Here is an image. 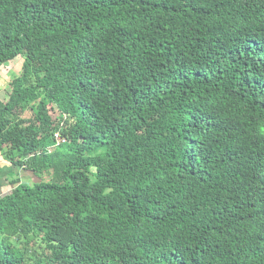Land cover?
I'll use <instances>...</instances> for the list:
<instances>
[{
	"label": "trees",
	"instance_id": "obj_1",
	"mask_svg": "<svg viewBox=\"0 0 264 264\" xmlns=\"http://www.w3.org/2000/svg\"><path fill=\"white\" fill-rule=\"evenodd\" d=\"M16 60L0 264H264V0H0Z\"/></svg>",
	"mask_w": 264,
	"mask_h": 264
},
{
	"label": "rangeland",
	"instance_id": "obj_2",
	"mask_svg": "<svg viewBox=\"0 0 264 264\" xmlns=\"http://www.w3.org/2000/svg\"><path fill=\"white\" fill-rule=\"evenodd\" d=\"M20 68H21V61L20 60H16V61L11 62L10 64H8L5 68H3L0 71V90H1V94L7 88L6 83L11 80V78L13 77L12 75L13 74H15V75L19 74ZM31 116H32V114L29 113V112L26 114V117H31ZM7 168H10V164L5 162L2 159V157L0 156V169H2V171H5L4 172L5 174H1V176H0V185H2V186L5 185V187L2 188L0 190V192L1 191H7L8 192L11 189V187H12V186H10L8 184V180H9V177H10V176H8V172H10V170H7ZM30 178L34 179V177H27L25 179V181L29 180Z\"/></svg>",
	"mask_w": 264,
	"mask_h": 264
},
{
	"label": "built area",
	"instance_id": "obj_3",
	"mask_svg": "<svg viewBox=\"0 0 264 264\" xmlns=\"http://www.w3.org/2000/svg\"><path fill=\"white\" fill-rule=\"evenodd\" d=\"M58 141H60V140H58Z\"/></svg>",
	"mask_w": 264,
	"mask_h": 264
}]
</instances>
